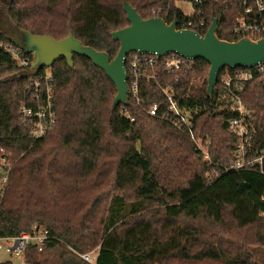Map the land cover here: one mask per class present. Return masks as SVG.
<instances>
[{
    "label": "trees",
    "instance_id": "16d2710c",
    "mask_svg": "<svg viewBox=\"0 0 264 264\" xmlns=\"http://www.w3.org/2000/svg\"><path fill=\"white\" fill-rule=\"evenodd\" d=\"M127 1L143 18L159 16L168 23L177 19L179 28L195 17L176 0ZM188 1L195 11L204 10L207 28L213 16L218 19L221 39L238 40L234 26L243 0ZM0 15L17 29L57 40L72 31L111 59L120 49L111 32L130 24L124 0H0ZM1 43L14 44L0 28ZM73 59L74 67L60 57L50 68L58 123L36 141L19 117L20 104L31 100L30 81L36 76L26 77L30 67L17 65L0 48V157L7 155L15 162L50 140L43 151L28 158L26 181L33 165L43 161L47 190L53 196L54 166L63 151L76 150L75 136L84 133L106 155L96 175L103 173L102 162L112 164L108 180L66 219L32 212L31 188L22 208L2 204L0 197V236L47 227L50 237L42 251L33 243L27 245L28 264H90L81 255L93 250H98V264H264L258 259L259 251L264 256V174L257 164L232 169L239 137L229 124L236 114L221 109L216 92L213 97L208 94L210 64L195 60L196 68L186 81L196 77L192 87H199L181 100L198 111L193 118L196 137L212 141L209 164L187 133L148 111L153 103H164L162 87L177 84L178 77L167 75L161 62L155 67L156 79L142 82L139 104L130 99L129 105L113 108L118 91L105 71L85 56L74 54ZM240 94L255 129L247 158H256L264 151V73L242 83ZM127 205L132 207L130 215L124 214Z\"/></svg>",
    "mask_w": 264,
    "mask_h": 264
},
{
    "label": "built area",
    "instance_id": "2783aa9c",
    "mask_svg": "<svg viewBox=\"0 0 264 264\" xmlns=\"http://www.w3.org/2000/svg\"><path fill=\"white\" fill-rule=\"evenodd\" d=\"M203 3L202 0H196ZM239 12L234 26V34L238 39L251 38L257 40L264 37V0H243L239 4ZM195 15L183 24L181 28L196 30L205 34L207 28V18L203 9L194 10L189 15ZM3 48L9 53L13 61L22 67H30L33 62V54H29L15 44L1 43ZM196 59L187 58L177 53L158 56L156 53L132 52L127 55L126 66L128 69L129 97L136 103L142 100V82L156 79L157 71L155 67L161 62L163 70L167 75H176L177 84L162 87L165 99L164 103L155 102L149 108V113L154 117H159L168 124L180 131L187 133L195 142L196 147L202 151L200 143L195 135L193 118L198 112L181 104V100L190 95V91H197L198 85L194 88L193 83L196 77L189 79V73L196 68ZM48 67L44 72H40L30 81L31 100L23 101L19 107V117L21 124L30 135L40 141L54 130L58 123V115L55 103L54 76ZM264 73V61L255 67L228 68L219 77L215 92L221 102L222 110H230L236 115L230 120V129L239 137L236 147L238 157L232 169H240L245 165L253 167L262 166L264 151L256 158H247L249 148L252 146L255 129L250 122L252 112L245 105L242 97V83L254 79ZM185 90V92H183ZM133 120V118H131ZM252 129V130H251ZM253 131V132H252ZM206 161H209V154L205 152ZM16 162V161H15ZM7 155L0 157V197L2 202L9 186L10 175L13 164ZM229 170V168H226ZM49 230L42 225H36L31 232H24L19 236H0V250L6 249L16 256H21V264H28L25 259V250L28 244H35L40 251L43 250L49 239ZM90 264H98V250L94 253L81 255Z\"/></svg>",
    "mask_w": 264,
    "mask_h": 264
},
{
    "label": "water",
    "instance_id": "95a60500",
    "mask_svg": "<svg viewBox=\"0 0 264 264\" xmlns=\"http://www.w3.org/2000/svg\"><path fill=\"white\" fill-rule=\"evenodd\" d=\"M124 10L130 24L111 32L113 39L120 43L113 59L107 52L85 45L72 31L60 40L49 35H36L26 29H19L16 33L1 18L0 28L14 44L33 54L26 77L38 75L44 67H52L60 57L66 58L71 67H74V54L89 58L117 87L113 108L130 104L126 61L132 52L156 53L158 56L177 53L187 58L206 60L211 66L208 79L211 97L223 68L255 67L264 61V37L236 41L221 39L217 34L218 19L215 16L207 32L201 34L196 30L179 28L177 19L171 23L159 16L145 19L127 0H124Z\"/></svg>",
    "mask_w": 264,
    "mask_h": 264
},
{
    "label": "rangeland",
    "instance_id": "374dc122",
    "mask_svg": "<svg viewBox=\"0 0 264 264\" xmlns=\"http://www.w3.org/2000/svg\"><path fill=\"white\" fill-rule=\"evenodd\" d=\"M175 3L186 14L193 12L192 2L188 0H176ZM0 18L6 21L13 32L17 33L19 31L9 19L1 15ZM197 139L202 147V151L197 147L196 149L200 151L199 153L202 155L204 162H207L205 152L209 154L208 163L210 164L212 160V141L204 138ZM50 143V140L45 139L33 151L25 153L19 160H16L15 164H13L7 192L3 198L4 202L1 203L17 205L22 208L31 188L33 189V196L30 201V209L32 212L66 219L70 217L75 209L80 208L85 202L90 200L96 191L106 184L112 169V164L108 160L102 162L101 167L103 168V173L101 176L99 174L96 175L99 162L106 155L92 145L87 135L78 133L72 143L76 147V150L63 151L54 166L52 196L47 190V178L44 172L43 161L36 162L33 165L29 180L26 181L28 158L34 153L43 151ZM211 175L212 172L209 171L207 176L210 178ZM131 212L132 207L127 205L124 214L130 215ZM95 251L93 250L89 253H94ZM258 259L264 260L262 251H259ZM8 261H12L13 264H21V256H16L6 249H1L0 263Z\"/></svg>",
    "mask_w": 264,
    "mask_h": 264
}]
</instances>
